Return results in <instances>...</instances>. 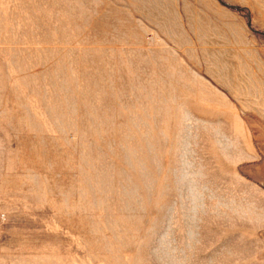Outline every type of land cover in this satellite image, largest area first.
<instances>
[{"label": "rangeland", "instance_id": "obj_1", "mask_svg": "<svg viewBox=\"0 0 264 264\" xmlns=\"http://www.w3.org/2000/svg\"><path fill=\"white\" fill-rule=\"evenodd\" d=\"M0 264H264V0H0Z\"/></svg>", "mask_w": 264, "mask_h": 264}]
</instances>
